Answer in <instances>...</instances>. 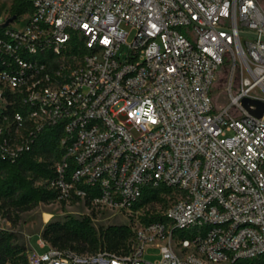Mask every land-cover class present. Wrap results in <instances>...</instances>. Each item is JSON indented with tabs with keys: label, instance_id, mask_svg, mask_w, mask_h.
<instances>
[{
	"label": "built area",
	"instance_id": "2783aa9c",
	"mask_svg": "<svg viewBox=\"0 0 264 264\" xmlns=\"http://www.w3.org/2000/svg\"><path fill=\"white\" fill-rule=\"evenodd\" d=\"M30 1L23 28L12 26L20 16L0 18V157L16 159L58 126L63 153L46 179L58 199L133 212L146 187L175 194L162 218L133 227L128 251L79 253L40 238L48 248L33 249L30 264L264 256L259 0ZM223 69L227 101L218 106ZM150 247L158 258H146Z\"/></svg>",
	"mask_w": 264,
	"mask_h": 264
},
{
	"label": "trees",
	"instance_id": "16d2710c",
	"mask_svg": "<svg viewBox=\"0 0 264 264\" xmlns=\"http://www.w3.org/2000/svg\"><path fill=\"white\" fill-rule=\"evenodd\" d=\"M32 9L30 0H13L11 16H20ZM60 129L58 126H45L30 149L23 150L16 159L8 160L0 157V199L11 200L13 204L24 209L40 202H49L57 198V192L47 185H36V178L49 179L55 175L54 162L48 155L54 154L58 159L63 151L59 147ZM168 191L164 185L146 187L141 201L135 209L145 201L159 197L158 193ZM162 218L153 214L148 218ZM133 234L130 225H109L97 228L90 216H68L65 220H54L46 224L41 238L61 249H71L79 253L96 252L100 249L124 252L119 249L125 239ZM14 234L8 230L0 231V264H7L16 258L27 261L24 248L13 242ZM88 247L89 251H84ZM250 264H264V256L254 258Z\"/></svg>",
	"mask_w": 264,
	"mask_h": 264
},
{
	"label": "rangeland",
	"instance_id": "374dc122",
	"mask_svg": "<svg viewBox=\"0 0 264 264\" xmlns=\"http://www.w3.org/2000/svg\"><path fill=\"white\" fill-rule=\"evenodd\" d=\"M13 0H0V18L5 19L11 14L10 8ZM260 7L264 11V0H259ZM30 16V11L20 15V17L12 23L16 29L23 28ZM126 29L130 30L129 38L132 39L134 30L130 26ZM226 72L225 69L220 73L217 81L213 84V95L218 106L223 105L227 101L225 93ZM48 159L55 163L57 158L54 154L48 155ZM36 185H46V179L36 178ZM159 197L145 201L141 207L133 212L127 210H117L105 206H96L87 200H60L52 199L49 202H40L30 208L24 209L18 207L8 199H0V231L8 230L14 234L13 242L23 247V252L27 258H16L7 264H30L29 259L33 253V249L39 252L45 251L48 247L40 244V238L46 224L54 220H65L68 216H90L92 223L97 227L106 228L109 225L127 224L133 227L143 224L153 214H159L164 211L170 202L174 199L175 194L170 191L158 193ZM186 237L190 234L182 230ZM135 242L134 235L128 236L124 244L119 249H128L129 244ZM88 247L84 251H89ZM159 249L150 247L146 258L154 260L158 258Z\"/></svg>",
	"mask_w": 264,
	"mask_h": 264
},
{
	"label": "water",
	"instance_id": "95a60500",
	"mask_svg": "<svg viewBox=\"0 0 264 264\" xmlns=\"http://www.w3.org/2000/svg\"><path fill=\"white\" fill-rule=\"evenodd\" d=\"M16 18L15 15L10 16L6 22L5 25H8L11 21H13ZM247 103H250V100H247ZM255 103L258 105V109L255 111V113L259 116H261L264 113V102L255 101Z\"/></svg>",
	"mask_w": 264,
	"mask_h": 264
}]
</instances>
